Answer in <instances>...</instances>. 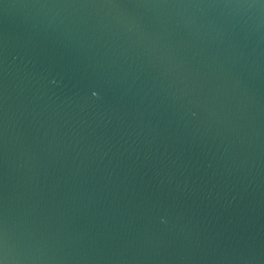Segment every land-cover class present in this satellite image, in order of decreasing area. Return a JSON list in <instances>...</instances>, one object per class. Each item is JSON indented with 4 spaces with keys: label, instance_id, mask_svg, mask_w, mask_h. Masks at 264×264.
Returning <instances> with one entry per match:
<instances>
[{
    "label": "water",
    "instance_id": "water-1",
    "mask_svg": "<svg viewBox=\"0 0 264 264\" xmlns=\"http://www.w3.org/2000/svg\"><path fill=\"white\" fill-rule=\"evenodd\" d=\"M0 260L264 264V0H0Z\"/></svg>",
    "mask_w": 264,
    "mask_h": 264
},
{
    "label": "snow or ice",
    "instance_id": "snow-or-ice-1",
    "mask_svg": "<svg viewBox=\"0 0 264 264\" xmlns=\"http://www.w3.org/2000/svg\"><path fill=\"white\" fill-rule=\"evenodd\" d=\"M0 264H3V261L2 260H0Z\"/></svg>",
    "mask_w": 264,
    "mask_h": 264
},
{
    "label": "clouds",
    "instance_id": "clouds-1",
    "mask_svg": "<svg viewBox=\"0 0 264 264\" xmlns=\"http://www.w3.org/2000/svg\"><path fill=\"white\" fill-rule=\"evenodd\" d=\"M95 95V93H93Z\"/></svg>",
    "mask_w": 264,
    "mask_h": 264
}]
</instances>
